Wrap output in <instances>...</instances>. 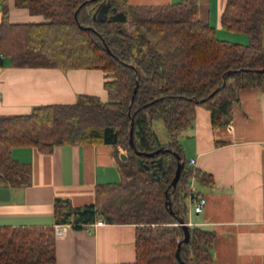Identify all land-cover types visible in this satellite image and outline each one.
I'll list each match as a JSON object with an SVG mask.
<instances>
[{
  "label": "trees",
  "instance_id": "16d2710c",
  "mask_svg": "<svg viewBox=\"0 0 264 264\" xmlns=\"http://www.w3.org/2000/svg\"><path fill=\"white\" fill-rule=\"evenodd\" d=\"M102 1L107 0H13L14 6L27 7L43 20L12 22L8 0H0V65L7 60L12 66L100 68L106 72L107 93L106 100L79 93L71 103L37 104L26 113L0 114V181L15 184L30 171L28 162L11 155L14 147L50 153L68 143L106 144L116 155L120 147L125 150V158H117L122 180L97 183L91 203L75 205L55 197L54 223L74 228L98 218L132 223L135 258L112 264H181L175 256L183 236L177 218L186 221L192 171L178 135L191 125L197 105L209 111L212 125L226 124L236 89L264 82V0L225 2L220 23L244 33L245 42L217 37L214 27L199 17L197 0L159 4L109 0L126 14L129 29L123 22L92 16ZM130 115L135 149L149 152L164 146L180 155L183 167L174 188L170 185L177 163L174 153H135L129 144ZM155 117L166 127L165 141L152 127ZM195 177L203 185L213 182L212 175L200 169ZM187 227L181 260L213 264L214 231ZM54 247L52 224L0 225V264H54Z\"/></svg>",
  "mask_w": 264,
  "mask_h": 264
},
{
  "label": "crops",
  "instance_id": "0c3cea01",
  "mask_svg": "<svg viewBox=\"0 0 264 264\" xmlns=\"http://www.w3.org/2000/svg\"><path fill=\"white\" fill-rule=\"evenodd\" d=\"M129 4H159L178 0H126ZM226 0H197L199 17L212 25L217 37L245 42L244 33L220 23ZM12 22L43 20L27 7L8 0ZM1 17V13H0ZM264 43V22L262 24ZM106 72L100 68L0 65V114L26 113L34 105L71 103L79 93L106 100ZM161 141L167 139L159 138ZM185 164L210 173L213 182L194 187L205 198L202 211L193 212L187 201L185 219L214 231L213 264H264V82L236 89L226 124L212 125L209 111L197 105L191 125L178 135ZM106 144L68 143L44 153L19 146L11 155L30 164L18 183L0 181V225H53L54 264H112L135 258L134 224L108 223L89 231L56 224L55 197L75 205L91 203L97 183L122 180L118 156L125 150ZM188 166V165H187ZM189 167V166H188ZM190 168V167H189Z\"/></svg>",
  "mask_w": 264,
  "mask_h": 264
},
{
  "label": "water",
  "instance_id": "95a60500",
  "mask_svg": "<svg viewBox=\"0 0 264 264\" xmlns=\"http://www.w3.org/2000/svg\"><path fill=\"white\" fill-rule=\"evenodd\" d=\"M77 9L78 8L75 9L74 14H76ZM109 10L111 11L110 13H108ZM92 16L94 18L98 19V20H105L107 18H110V19L114 20L116 23L124 22L126 20V14L122 10L116 9L115 6H110V1L109 0L100 2L98 4V6L96 7V9L92 12ZM106 50L108 52H110V50L107 48V46H106ZM263 70H264V68H263ZM134 91H135V88L133 90V93H134ZM132 125H133V115H130L129 144H130V147L133 149V151L135 153L143 154V155H147V156H153V155H155L156 153H158L160 151H170V152L174 153L177 163H176V168H175L174 174H173L172 179L170 181L171 187L174 188L175 184H176V182H177V180L179 178L180 170L183 167V160L180 158V155L177 152L171 150L170 148L164 147V146L158 147L157 149H155L153 151H149V152L139 151V150L135 149L133 141H132ZM120 157L122 159H124L125 158V154H121ZM165 204L168 206V208L170 210L169 197H168L167 193L165 194ZM177 220L182 225L183 236H182L181 240L177 244V247H176V250H175V256L180 261L181 264H186L180 258L179 249H180V245L182 243L188 241V237H189L188 227H187V224L185 223V221H184V219L182 217H178Z\"/></svg>",
  "mask_w": 264,
  "mask_h": 264
},
{
  "label": "built area",
  "instance_id": "2783aa9c",
  "mask_svg": "<svg viewBox=\"0 0 264 264\" xmlns=\"http://www.w3.org/2000/svg\"><path fill=\"white\" fill-rule=\"evenodd\" d=\"M260 145L261 147L264 148V140L260 141ZM194 163L195 160L194 158H189L187 161V165L190 167L191 169V174L190 177L188 178L187 181V191H188V195H187V201H188V205H190L191 209L193 212H200L203 209L204 203H205V198L200 195L198 193V191L196 190V188L194 187V178H195V170H193L192 168H194ZM105 221L101 218H98L90 223L87 224L89 231H92L95 227L104 224ZM185 223L187 225H192L191 222L185 221Z\"/></svg>",
  "mask_w": 264,
  "mask_h": 264
},
{
  "label": "rangeland",
  "instance_id": "374dc122",
  "mask_svg": "<svg viewBox=\"0 0 264 264\" xmlns=\"http://www.w3.org/2000/svg\"><path fill=\"white\" fill-rule=\"evenodd\" d=\"M122 25L126 29L130 28L127 20H125ZM152 127L155 130V132L157 133L159 138H165L166 137V127H165L161 118H159V117L153 118Z\"/></svg>",
  "mask_w": 264,
  "mask_h": 264
},
{
  "label": "flooded vegetation",
  "instance_id": "af4514ba",
  "mask_svg": "<svg viewBox=\"0 0 264 264\" xmlns=\"http://www.w3.org/2000/svg\"><path fill=\"white\" fill-rule=\"evenodd\" d=\"M111 11L109 10L108 13H110Z\"/></svg>",
  "mask_w": 264,
  "mask_h": 264
}]
</instances>
